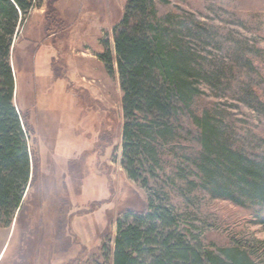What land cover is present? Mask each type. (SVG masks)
<instances>
[{"label":"rangeland","instance_id":"374dc122","mask_svg":"<svg viewBox=\"0 0 264 264\" xmlns=\"http://www.w3.org/2000/svg\"><path fill=\"white\" fill-rule=\"evenodd\" d=\"M155 1L161 14L196 22L187 41L202 68L194 110L174 116L146 186L122 164L119 72L115 63L109 74L98 54L104 40L115 53L113 27L126 0H35L20 17L11 54L15 100L33 127L36 161L11 224L0 216V264H112L118 215L144 209L155 190L156 201L181 213L182 228L208 249L264 264V204L235 202L202 181V139L191 114L218 116L231 147L264 154V0ZM48 55L57 79L35 78Z\"/></svg>","mask_w":264,"mask_h":264},{"label":"trees","instance_id":"16d2710c","mask_svg":"<svg viewBox=\"0 0 264 264\" xmlns=\"http://www.w3.org/2000/svg\"><path fill=\"white\" fill-rule=\"evenodd\" d=\"M35 6V0H0V216L7 217V225L20 210L36 161L29 142L33 127L16 103L17 71L11 63L18 21ZM197 32L195 21L161 14L155 0H126L113 27L115 53L107 40L98 53L109 74L115 63L119 72L122 164L130 178L142 179L145 186L156 176L161 149L176 128L174 116L194 110V79L202 67L187 38ZM191 114L202 139V181L235 202L264 204V154L250 156L231 147L218 116ZM157 193L148 195L144 209L118 215L112 264H250L230 249L221 256L204 246L182 228L181 213L156 201Z\"/></svg>","mask_w":264,"mask_h":264},{"label":"crops","instance_id":"0c3cea01","mask_svg":"<svg viewBox=\"0 0 264 264\" xmlns=\"http://www.w3.org/2000/svg\"><path fill=\"white\" fill-rule=\"evenodd\" d=\"M51 51L52 52H55L53 50H51ZM45 61H46V63L44 64L45 65V67H44V73H42V74L37 73V75L35 73L34 74L35 75V78L47 77V78H52L53 80L54 79H57L56 74H55V71L53 69V65H52V62H53L52 56L51 55H48L45 58ZM34 67L35 66H33V72H34ZM103 67L105 68V66H103ZM105 70H106V68H105ZM71 73L72 74L74 73L76 75V78H77V71H75L74 68H73V71H69L70 76H71ZM64 81L66 82V79H64ZM74 81H75L76 86L78 85V86H80V88H81V86H84V84L82 82L78 81V78L76 80H74ZM65 86H66V89H71V87L68 86V84H66ZM81 107L82 106L80 105L78 109H81Z\"/></svg>","mask_w":264,"mask_h":264},{"label":"bare ground","instance_id":"6f19581e","mask_svg":"<svg viewBox=\"0 0 264 264\" xmlns=\"http://www.w3.org/2000/svg\"><path fill=\"white\" fill-rule=\"evenodd\" d=\"M2 251H4V249Z\"/></svg>","mask_w":264,"mask_h":264}]
</instances>
